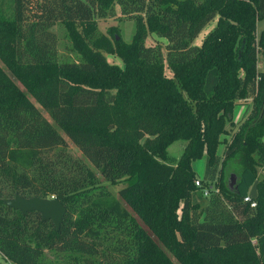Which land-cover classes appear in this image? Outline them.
<instances>
[{"label":"trees","instance_id":"obj_1","mask_svg":"<svg viewBox=\"0 0 264 264\" xmlns=\"http://www.w3.org/2000/svg\"><path fill=\"white\" fill-rule=\"evenodd\" d=\"M115 5L134 16L129 41L91 33L93 18ZM6 6L7 14L0 8L4 259L264 264V25L256 28L264 0H8ZM213 16V28L196 45L194 35ZM56 22L66 26L78 61L58 59ZM151 33L166 40L164 53L145 44ZM247 100V114L228 133L234 105ZM59 132L80 156L71 155ZM177 140L182 151L169 162L167 147ZM201 155L198 177L191 162ZM255 180L251 208L242 198ZM15 194L57 198L65 207L59 228L2 203ZM44 249L58 256L47 260Z\"/></svg>","mask_w":264,"mask_h":264},{"label":"rangeland","instance_id":"obj_2","mask_svg":"<svg viewBox=\"0 0 264 264\" xmlns=\"http://www.w3.org/2000/svg\"><path fill=\"white\" fill-rule=\"evenodd\" d=\"M6 3H8V0H0V8L4 14H7L9 12L8 6H6ZM94 27L91 31L92 34H98V33H106L109 37H111V34H114L116 37H119L123 41H129L132 33L135 28V20L134 16L130 14H119L118 8L115 5L113 10H110L107 12L104 16H98L96 15L92 20ZM216 22V17L213 16L208 21H206L197 31V33L193 37V43L196 45H199L201 43L202 38L204 35L213 28L214 24ZM264 25V19H258L256 21V28L260 29ZM54 33L56 35V47H57V54L59 60L64 61H78L80 59L79 54L75 51L73 48V41L71 40L70 35L68 34V30L66 29V26L61 22H56L52 26ZM76 31H78L79 34L83 35V27L81 28L80 25L75 26ZM84 39H86L84 37ZM166 40L163 37L157 36L153 33L148 34L145 38V44L146 45H153L158 44L161 47L162 53L165 52L164 46H165ZM259 58V57H258ZM106 60L109 63H113L119 67H122V61L120 58H118L116 55H106ZM0 67L3 70H6L4 64L0 61ZM261 64L257 62V68H260ZM166 74H170V71L165 68L164 69ZM15 82V81H14ZM20 89H22V86L18 84V82L15 83ZM250 105V101H238L236 105H234L232 109V122L233 126H229L226 124V129L228 133L233 132V130L236 129L237 123L241 121L245 115L247 114L248 107ZM43 116L50 121L47 114L45 112H42ZM61 136L64 139V142L66 144V149L71 153L73 156H80L79 151L76 149V147L67 139L66 136L63 135V133L59 132ZM228 138V135L221 136L220 142L218 143L216 147V153L218 155H221L224 149V142L223 140ZM183 141L177 140L171 143L167 147V153L169 155V162H175L176 158L180 155L183 147ZM192 170L194 171L195 175L198 177L201 176L202 170L204 167V156L201 155L199 158L191 162ZM96 172V170H94ZM99 177V175H97ZM108 189L112 193V195L115 194V186L107 185ZM203 190V189H202ZM9 198H12L9 197ZM242 249V248H241ZM240 250V249H239ZM58 254L55 252H52L50 250L44 249L42 251V257L46 258L47 260L51 259L53 260L55 257H57ZM0 264H11L10 261L4 259V257L0 254Z\"/></svg>","mask_w":264,"mask_h":264},{"label":"water","instance_id":"obj_3","mask_svg":"<svg viewBox=\"0 0 264 264\" xmlns=\"http://www.w3.org/2000/svg\"><path fill=\"white\" fill-rule=\"evenodd\" d=\"M234 181L235 177L231 174L227 179L228 186L232 187ZM247 195L252 199L256 198V180L250 185ZM2 203L21 214L29 211L37 212L41 220L49 219L56 230L59 228L61 218L65 214V207L55 197L40 198L33 196L26 198L15 194L12 198L3 199Z\"/></svg>","mask_w":264,"mask_h":264},{"label":"built area","instance_id":"obj_4","mask_svg":"<svg viewBox=\"0 0 264 264\" xmlns=\"http://www.w3.org/2000/svg\"><path fill=\"white\" fill-rule=\"evenodd\" d=\"M194 185L195 186H199L200 185L199 179H195L194 180ZM207 193H208V190L206 188H204L202 190V194L205 196V195H207ZM242 201L248 203L249 207H251V208L255 206L254 199L250 198L247 194L245 196H243Z\"/></svg>","mask_w":264,"mask_h":264}]
</instances>
